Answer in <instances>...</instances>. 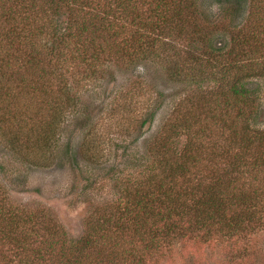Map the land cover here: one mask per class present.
<instances>
[{
  "label": "rangeland",
  "instance_id": "obj_1",
  "mask_svg": "<svg viewBox=\"0 0 264 264\" xmlns=\"http://www.w3.org/2000/svg\"><path fill=\"white\" fill-rule=\"evenodd\" d=\"M131 1L128 13L135 10L139 15L140 31L155 29L148 16L157 1ZM192 1L205 31H212L206 23L215 21L230 38L229 29L243 25L251 10L264 18V0L247 4L244 14L243 9L235 13L233 2L227 0ZM97 2L98 10L118 6L115 0ZM131 19L125 22L131 25ZM16 21L9 12L0 17V264H72L75 259L80 260L77 264H264V160L258 162L259 173L235 180L230 163L234 152L242 150L232 151L227 133L216 125H202L205 116L197 118L200 127L192 121L191 129L202 128L199 134L207 130L218 146L205 162L181 158L187 135L166 152L153 150L161 128L169 121L173 129L179 124L180 118L171 114L174 108L186 111L184 116L191 120L209 107L207 102L218 89L210 74L214 64L210 69L205 66L201 76L185 62L187 51L201 50L196 37L176 46L166 41L156 56L147 52L136 62L118 61L116 50L126 56L148 41L146 36L137 38L136 26L129 27L112 35L111 54L87 56L95 69L93 77L83 80L90 71L76 63L74 76L67 73L72 85L70 113L56 128L51 151L43 150L44 159L36 152V134L59 109L62 79L39 70L35 82L43 90L29 95L26 83L19 80L26 70L17 74L24 38L18 29L8 32L18 28ZM104 35L88 34V41L98 44ZM41 55L36 54L40 62ZM169 70L180 75L173 79ZM202 77L205 82L199 85ZM254 82L260 88L262 110L257 127L264 129V76ZM199 91L204 93L197 98ZM188 96L192 100L185 102ZM12 140L17 147L9 148ZM160 155L166 163L156 159ZM182 160L186 163L180 166ZM169 168L176 171L163 186L154 177L162 179ZM155 186L159 187L155 194L171 201L169 207L163 201L154 208L163 217L123 213L126 200L136 203ZM194 215L204 222L194 220ZM90 226L108 233L98 248L77 241ZM170 232L180 233L163 240L161 236Z\"/></svg>",
  "mask_w": 264,
  "mask_h": 264
},
{
  "label": "trees",
  "instance_id": "obj_2",
  "mask_svg": "<svg viewBox=\"0 0 264 264\" xmlns=\"http://www.w3.org/2000/svg\"><path fill=\"white\" fill-rule=\"evenodd\" d=\"M97 1L0 0V17H6L7 12H9L10 18L17 19L16 24L18 28H11L8 32L14 33L18 29L16 32H21L19 34L24 38L25 43H22L23 46L20 47L23 53L21 52V55L18 57L21 63L18 65L19 71H17V74L26 70L27 73L23 74L19 80H21L23 85L26 83V86L30 90L29 95L35 93L37 89H39V93L43 90L35 82L37 81V72L39 70L42 71L41 75L47 74L45 76H49L52 79H54V76H58V78L61 77L62 79L63 97H61L59 102V109L57 113L51 115V119L49 118V121L46 123L48 125H40L41 128L37 131L38 134H36L38 135L37 140L35 139L38 146L36 152L42 158L46 157L47 152L51 151L56 128L62 123L60 121H63L64 118L66 119L67 113H70L72 85H70L71 80H69L67 73L74 76L75 65L76 63H80V65L82 64L86 67L84 71H90L83 77V80L93 77L95 69L92 68V60L88 59L87 56L93 53L91 58L99 59V54L102 57L104 53H109L110 50L112 52L114 47L112 35L115 33H122L129 29V27L135 26L140 31L139 15L134 14L135 10L128 13V9L132 7L131 0H115L118 5L117 9L109 11L98 10L100 5L97 4ZM156 1V7L150 9L152 15L148 16L153 21L152 24L155 29H146L138 32L136 35L138 39L139 36L142 38L144 36L148 37L147 46L146 44L138 43L137 50L128 51L130 53H127L126 56L116 50V59L118 61L129 59V61L134 60L136 62L139 54L141 56L147 52L151 56L160 54L161 45L165 44L166 41L172 42V45L175 44L176 46L181 41L196 37L200 41L201 50L193 53L192 51H187L188 55L185 62L191 64V72L200 71V75L204 73L203 68L205 66L210 69L214 64L215 67L213 66L214 68L210 69V74L211 79L218 83V89L216 91L215 89L213 90L211 94L213 97L207 102L208 105L210 104L209 107L192 116L191 120H188L187 115L184 116L186 111H176V108H174L171 114L174 119L180 118L179 126L175 123L173 129L172 121L167 122L154 138L153 150L155 149V152H158V150L159 152H166L170 150L169 147L173 148L176 145V140L183 135H187L188 140L182 145L181 158L186 160L187 158H191L201 163L205 162L206 159L213 155V151L218 149V146L215 142H212V138L207 130L202 131L201 134L198 132L202 128H198L195 131L191 130L194 128L192 121H196L197 126L200 127L199 125L202 121L197 118L205 116L202 125H216L218 129L227 133L225 140H228L232 151L242 150L234 152L235 158L233 159L232 156V163H230L232 164L235 180L243 176H249L251 173H255V171L259 173L261 168L260 165L258 166V162L264 160V129L257 127V123L261 120L262 110L258 101L260 88L255 87L256 83L254 81L264 76V18L261 17L260 12L257 13L251 10V13L249 12L248 15L250 17L247 18L243 25L240 27L239 25L235 27L232 25L233 28L229 30L230 34L233 33V35L230 38L228 37L229 34L227 35L223 29H220L218 23L215 21L206 23L212 31H205L197 20V7H195L196 4L192 0ZM228 1L230 3L233 2L235 13L239 9H243V14L245 11L247 12V7L244 9L247 4H249V7L250 4L260 2V0ZM261 1L263 2V0ZM124 9H126V12L123 11ZM129 18H132L131 25L125 22ZM80 19L82 20L79 21ZM82 21L83 23H81ZM119 21H123V24H119ZM100 31L105 33L104 37L101 36V42L94 44L88 41V34L93 35ZM152 32H155V35L150 40L149 36H151ZM218 32L224 34H218ZM163 36L164 41H161L160 39ZM109 41L111 43H108ZM44 42L45 45L43 44ZM20 48L19 51L21 50ZM39 52L42 53V62L36 58V54L38 55ZM14 60L15 63H18L15 58ZM200 61L201 63H199ZM42 63L44 67H42ZM8 64H10L11 69L12 63ZM205 69L207 68L205 67ZM169 72L173 76L171 77L173 79H176V76L180 75V72H171L170 70ZM186 74L188 76L187 72ZM191 76L193 79H197L196 75L192 74ZM77 80L80 81L81 79ZM204 80L205 78L202 77L197 83L203 85ZM201 93L204 92L199 91L195 94L198 95L197 98L203 95ZM205 93L210 95V92L205 91ZM5 94L12 105L8 88ZM24 97L27 98L26 96ZM191 100L192 97L188 96L185 102ZM169 118L172 117L169 116ZM189 121L190 123H188ZM55 125L56 127L54 128ZM176 126L178 129L175 130ZM29 140L32 141L31 139ZM203 141L204 144H202ZM9 142V148L17 147L14 140ZM162 145L164 147H161ZM162 157L163 155H160L156 159L163 163ZM185 163L186 161L182 160L179 162V165L183 166ZM159 165L162 166V164ZM174 171L176 170L173 168L166 169L162 179L159 177L154 178H157L159 183L165 186L167 178L173 176ZM158 188L155 186L153 191L141 197L139 195V200L136 203L126 200V207L123 209V213L126 216L133 215L132 217L139 215L140 212L147 215L151 214L154 217L162 214L160 211H155L154 208L163 201L166 202L165 206L169 207L171 201L169 197L159 194L160 192L155 194ZM163 216L164 214L161 217ZM161 217L160 219H162ZM193 219L200 220L199 223L201 222V224L204 222L201 217L195 215ZM92 228V226L88 227L85 234L77 241L84 242L87 246L98 248L105 241L104 237L108 236V233L102 230L96 231ZM177 234L170 232L169 235L165 234L161 237L163 240L165 238L166 241L167 239L174 238ZM156 241L154 237L152 242ZM77 262H80V260L75 259L72 264H77ZM118 262L121 264L120 261Z\"/></svg>",
  "mask_w": 264,
  "mask_h": 264
}]
</instances>
